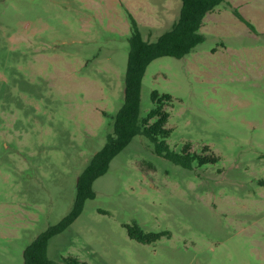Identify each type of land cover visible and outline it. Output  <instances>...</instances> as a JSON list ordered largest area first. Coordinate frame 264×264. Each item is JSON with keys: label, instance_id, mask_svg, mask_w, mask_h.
<instances>
[{"label": "rangeland", "instance_id": "rangeland-1", "mask_svg": "<svg viewBox=\"0 0 264 264\" xmlns=\"http://www.w3.org/2000/svg\"><path fill=\"white\" fill-rule=\"evenodd\" d=\"M180 6L0 0V264H23L24 249L70 211L123 104L131 20L154 42ZM200 35L184 58L149 64L139 118L151 92L168 95L170 150L189 144L216 162L182 168L134 137L49 240L53 264H264V0H225ZM134 224L160 237L136 242Z\"/></svg>", "mask_w": 264, "mask_h": 264}, {"label": "trees", "instance_id": "trees-1", "mask_svg": "<svg viewBox=\"0 0 264 264\" xmlns=\"http://www.w3.org/2000/svg\"><path fill=\"white\" fill-rule=\"evenodd\" d=\"M224 2L225 0H180L177 19L169 30L162 33L154 42L145 41L136 23L131 20L124 100L113 118L112 131L107 135L104 146L91 157L78 177L74 200L68 214L40 233L24 249L23 264H53L47 258L49 240L64 232L79 217L85 202L94 198L92 190L94 181L107 172L111 160L124 150L134 137L145 138L153 146L156 155L182 168H190L194 161L200 166L216 162L215 157L190 154L187 151L189 144H186L180 153L170 150L167 139L171 130L166 128L168 114L164 109L170 101L168 95L151 92L152 108L141 119L139 108L141 83L149 64L162 57L182 59L189 55L204 41L200 29L206 16ZM234 15L245 23L237 12L234 11ZM127 233L130 239L140 243H149L160 237L157 234H144L136 224L128 228ZM66 262L80 264L74 259H66Z\"/></svg>", "mask_w": 264, "mask_h": 264}, {"label": "water", "instance_id": "water-1", "mask_svg": "<svg viewBox=\"0 0 264 264\" xmlns=\"http://www.w3.org/2000/svg\"><path fill=\"white\" fill-rule=\"evenodd\" d=\"M77 182H78V180H77ZM77 182H76V183H77Z\"/></svg>", "mask_w": 264, "mask_h": 264}]
</instances>
